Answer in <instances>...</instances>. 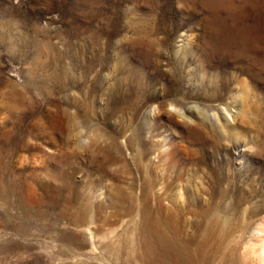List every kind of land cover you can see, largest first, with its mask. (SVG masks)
Segmentation results:
<instances>
[{
  "label": "rangeland",
  "instance_id": "374dc122",
  "mask_svg": "<svg viewBox=\"0 0 264 264\" xmlns=\"http://www.w3.org/2000/svg\"><path fill=\"white\" fill-rule=\"evenodd\" d=\"M0 264H264V0H0Z\"/></svg>",
  "mask_w": 264,
  "mask_h": 264
}]
</instances>
